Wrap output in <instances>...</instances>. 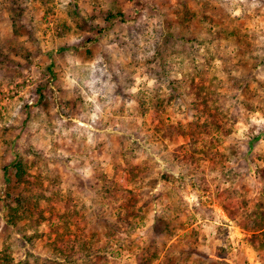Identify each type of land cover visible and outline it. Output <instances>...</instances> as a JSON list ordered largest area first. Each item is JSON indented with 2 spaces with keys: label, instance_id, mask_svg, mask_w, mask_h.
Returning a JSON list of instances; mask_svg holds the SVG:
<instances>
[{
  "label": "rangeland",
  "instance_id": "374dc122",
  "mask_svg": "<svg viewBox=\"0 0 264 264\" xmlns=\"http://www.w3.org/2000/svg\"><path fill=\"white\" fill-rule=\"evenodd\" d=\"M21 173L86 207L73 264H262L264 0H0V250L69 264L46 221L11 223Z\"/></svg>",
  "mask_w": 264,
  "mask_h": 264
},
{
  "label": "trees",
  "instance_id": "16d2710c",
  "mask_svg": "<svg viewBox=\"0 0 264 264\" xmlns=\"http://www.w3.org/2000/svg\"><path fill=\"white\" fill-rule=\"evenodd\" d=\"M109 19L112 17V14H109ZM200 91H202L200 89ZM196 97L200 99L201 103L205 104V111L210 116L217 117L221 112L219 108H216L214 112L212 111L211 102L217 101V98H214V91L207 92L202 95L200 92L196 91ZM220 116V115H219ZM182 131L184 129L182 128ZM196 141V140H195ZM193 144V143H192ZM16 170L19 172V168L24 170L23 163L17 162ZM137 166H124L123 170L126 175V183L128 180L133 179L140 172V168L135 169ZM18 181H22L26 187L22 189L18 196L13 197L9 204H6L5 207L10 209L9 219L12 221V224H16V221L23 219L22 217H27L30 221L33 222L35 226H39L43 221H46L48 224V230L51 235H56L54 242L55 249L69 264L75 263V256L81 255L86 256L91 249L90 241L86 238L87 235V219H86V207L80 205L76 200L77 197L73 194L72 190H68L65 194H62L60 187L53 188V183H58L56 179L50 183L49 187L43 188L40 183H33L29 177H26L24 173L18 175ZM11 180V178H9ZM42 188L36 194H28L35 186ZM104 192L107 197H116L117 191L125 192L127 191L126 187L120 184H116L114 181L104 179L103 181ZM130 200V199H129ZM129 200H125L122 204V208H128V210L133 211L134 207ZM36 201V202H35ZM46 201L47 206H43L42 202ZM63 202L65 205V211L59 213L55 207V202ZM52 211L51 216H47L45 211ZM251 217V225L243 224L244 227L249 228L253 231L252 236L250 237V243L258 251V255L261 259L262 264H264V201H258L254 210L249 214ZM61 221H64V224H61ZM72 225L81 227V233H74L71 230ZM38 232L35 235L29 237H38ZM150 251V250H149ZM151 253L145 258L142 256L140 258L139 264H149L151 262L150 256H157V249L151 250ZM90 255V254H89ZM90 257V256H88ZM14 258L12 254L6 249L3 248L0 250V264H13Z\"/></svg>",
  "mask_w": 264,
  "mask_h": 264
}]
</instances>
